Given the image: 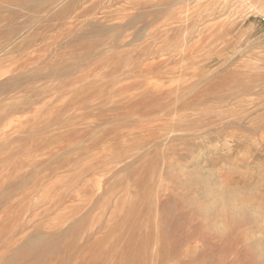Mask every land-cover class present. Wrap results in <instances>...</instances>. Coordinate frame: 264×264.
<instances>
[{"label": "rangeland", "instance_id": "374dc122", "mask_svg": "<svg viewBox=\"0 0 264 264\" xmlns=\"http://www.w3.org/2000/svg\"><path fill=\"white\" fill-rule=\"evenodd\" d=\"M264 0H0V264H264Z\"/></svg>", "mask_w": 264, "mask_h": 264}, {"label": "built area", "instance_id": "2783aa9c", "mask_svg": "<svg viewBox=\"0 0 264 264\" xmlns=\"http://www.w3.org/2000/svg\"><path fill=\"white\" fill-rule=\"evenodd\" d=\"M261 22L264 24V16L261 17Z\"/></svg>", "mask_w": 264, "mask_h": 264}]
</instances>
